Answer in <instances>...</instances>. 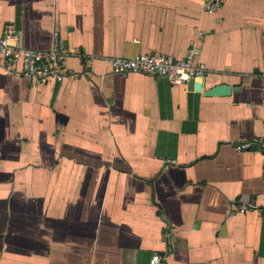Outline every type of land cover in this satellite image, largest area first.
I'll return each mask as SVG.
<instances>
[{
    "label": "crops",
    "instance_id": "crops-1",
    "mask_svg": "<svg viewBox=\"0 0 264 264\" xmlns=\"http://www.w3.org/2000/svg\"><path fill=\"white\" fill-rule=\"evenodd\" d=\"M5 31L37 51L58 33L81 77L0 70V264H264V0H0ZM191 50L197 83L236 91L102 61Z\"/></svg>",
    "mask_w": 264,
    "mask_h": 264
},
{
    "label": "built area",
    "instance_id": "built-area-1",
    "mask_svg": "<svg viewBox=\"0 0 264 264\" xmlns=\"http://www.w3.org/2000/svg\"><path fill=\"white\" fill-rule=\"evenodd\" d=\"M228 0H204L207 13L213 14L224 7ZM197 52L191 50L186 58L176 59L170 56L139 54L133 58H105L102 61L116 75L131 74L151 75L164 79L176 86H188L191 80H205L208 68L196 61ZM71 53L63 46L58 33H55L53 46L47 51H37L23 47L21 42L5 31L0 39V70L14 73L33 84L41 85L49 82L63 83L81 77L68 69L67 62ZM91 62V61H90ZM264 146V145H263ZM250 148L249 144L237 146L238 151ZM256 207L243 206L241 214ZM264 214V208L259 209ZM150 264H167V258L153 255Z\"/></svg>",
    "mask_w": 264,
    "mask_h": 264
},
{
    "label": "water",
    "instance_id": "water-1",
    "mask_svg": "<svg viewBox=\"0 0 264 264\" xmlns=\"http://www.w3.org/2000/svg\"><path fill=\"white\" fill-rule=\"evenodd\" d=\"M188 90L189 91H196V92H202L205 97H221V96H229L233 91H236L230 86L222 85L215 87L210 90L205 89V82L203 83H197L195 80H191L188 84ZM144 261L143 264H150L151 259L153 257L152 253L143 254Z\"/></svg>",
    "mask_w": 264,
    "mask_h": 264
}]
</instances>
